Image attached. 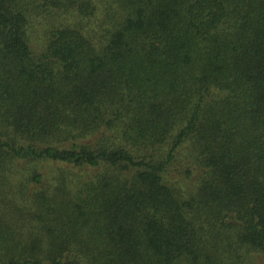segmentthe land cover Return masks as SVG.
<instances>
[{"label":"trees","instance_id":"1","mask_svg":"<svg viewBox=\"0 0 264 264\" xmlns=\"http://www.w3.org/2000/svg\"><path fill=\"white\" fill-rule=\"evenodd\" d=\"M0 264H264V0H0Z\"/></svg>","mask_w":264,"mask_h":264}]
</instances>
